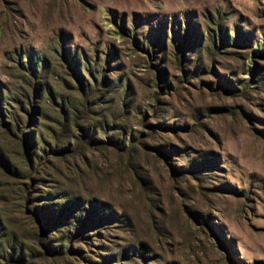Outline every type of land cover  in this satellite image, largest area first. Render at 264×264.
Returning a JSON list of instances; mask_svg holds the SVG:
<instances>
[{
  "label": "rangeland",
  "instance_id": "1",
  "mask_svg": "<svg viewBox=\"0 0 264 264\" xmlns=\"http://www.w3.org/2000/svg\"><path fill=\"white\" fill-rule=\"evenodd\" d=\"M121 23L141 44L166 46V87H156L151 64L157 61L123 35ZM218 26L238 45L211 55L208 35H218ZM174 34L188 35L197 48L187 65L197 73L186 75L174 65ZM257 44L264 53V0H0V98L7 101V90H25L30 72L23 66H39L42 57L50 60V88L79 97L56 55L60 48L70 60L85 57L98 78L109 60L105 74L118 88L90 107L84 125L104 142L122 139L123 127L134 142L124 153L113 145L67 157L47 152L29 171L0 122V148L29 176H7L0 166V222L22 241L31 246L36 233L33 205L46 204L50 215L65 203L55 199L62 190L104 203L124 220L99 229L93 246L74 245L83 255H36L32 264H92L125 248L128 257L117 264H264V69L254 81L248 74ZM255 60L264 67V56ZM82 74L93 87L84 66ZM234 83L248 84L246 93L226 92ZM46 116L41 131L52 142V108ZM161 145L163 156L154 149ZM71 219L68 214L66 222ZM137 248L141 256L131 254ZM3 255L0 264H6Z\"/></svg>",
  "mask_w": 264,
  "mask_h": 264
},
{
  "label": "trees",
  "instance_id": "2",
  "mask_svg": "<svg viewBox=\"0 0 264 264\" xmlns=\"http://www.w3.org/2000/svg\"><path fill=\"white\" fill-rule=\"evenodd\" d=\"M114 23L117 25L116 21ZM120 27L123 35L128 37L137 48L144 51L151 61H157V64H151L152 69L155 71L156 87L159 90L166 87L165 82L162 80V75L166 70L165 64L167 63L166 46L157 40L153 41L149 46H145V44H141L137 40L135 31H128L123 23H121ZM217 28L219 30V36L214 32L208 35L209 43L206 51L211 55H214L222 48L238 45V39L230 41L229 36L221 32L219 26ZM59 41H62L61 36H59ZM171 41L172 56L175 61L174 65L186 75L197 73V66L187 68L189 62L188 53L194 49L197 50L196 47H193L190 37L188 35L179 36V34H174ZM66 52L63 48H60L57 50L56 55L60 57L63 63L62 65H66L64 67L66 69L65 72L73 76L72 80L77 84L80 94L79 97H75L73 94L69 96L65 93H57L50 88L47 83L50 60L47 57H42L37 62L39 66L32 62L23 66L30 72L29 79L23 78V82L27 87L25 90L24 88H20L21 92L17 94H11L7 90L9 96L7 101H3L0 98V122L3 127V132L5 135L10 136L12 138L11 140L16 142L17 147L20 148L24 163L29 171L32 170L33 163L36 161L42 162L45 159L44 156H48L50 153H53L57 157H67L75 154L81 155L84 152V148L97 149L100 147L103 148V145H113L124 153L133 147L134 142H132V139L128 141L123 136V132H125L123 127L120 128L122 129V139L118 138L114 140L113 138H107L106 142H104L95 137L92 132L93 128L90 129L88 125H84L90 107L102 101L104 97L116 91L115 89L118 88L119 82L113 83L105 74V71L111 69L109 60L105 63V71L98 78V75L95 76V71L92 70L90 63L85 57L82 60L84 64H82L81 60L79 62L70 60ZM260 56H264V53L260 50L259 44H257L256 49L251 50L250 60L255 66L248 73L250 77H253L251 81H254L264 69V67L256 64L255 59ZM83 66L94 82L93 87L85 80L82 74ZM64 68L62 67V69ZM259 81L264 82V77ZM98 82L100 83L98 84ZM65 84L68 85V82H65ZM243 86H245L244 88H248V84H242L241 87ZM100 87H103L107 91L102 92ZM244 88H239L234 83L224 89L226 92L238 96L246 93V89ZM128 89L129 86L126 87V91L124 92L125 96H127L126 92ZM8 101L15 103L17 107H11ZM48 107L52 108L54 123L57 126L53 127V130H50L52 142L48 141L41 131L42 124L40 120L41 117H47ZM123 108L125 109L124 115H126L125 102L123 103ZM147 126L152 128L151 125ZM157 126L161 127L164 125L159 124ZM164 127L172 129L171 126ZM77 131H80L81 134H77ZM116 135H119V133ZM40 144H44L46 149H39ZM165 147L161 145L154 147V149L160 156H163L166 152ZM4 151L3 148H0V166L5 174L13 178L28 179L27 172L19 169ZM194 169L195 167L190 164V171H194ZM62 191L59 192L60 196L55 199L59 201L64 200L65 203L58 202L57 209L50 215L49 212H44L49 207L46 204L33 205L32 214L34 216L36 233L33 237H29L32 243L31 246L17 237L16 233L9 230L7 225H2L0 222V251L6 254V256L3 255L4 258L2 259L6 264L12 262L32 264V260L37 259L36 255H39L41 259L52 258L53 260H61L67 254L83 255L85 253L83 249H75L74 245L82 244L84 246H93L92 241L94 237L99 235V229L109 224L113 225L116 221L124 223L123 216H117L106 204L97 203L94 200H83L72 192H67V190ZM39 198L42 199L43 197ZM68 214L72 216V219L66 222ZM60 226L64 230L60 232L61 235L59 237L55 238L56 234H52V232L60 231ZM56 227L59 228L57 229ZM3 231H6V233ZM129 249L125 248L120 254L100 256V262H94L92 264H117L120 262L118 259L128 257L127 252ZM137 249L132 251L131 254L141 256L143 250Z\"/></svg>",
  "mask_w": 264,
  "mask_h": 264
}]
</instances>
